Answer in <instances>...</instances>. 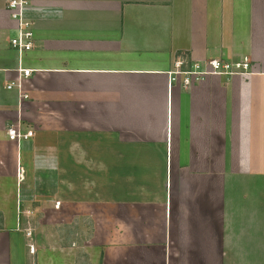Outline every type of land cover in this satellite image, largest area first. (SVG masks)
<instances>
[{"label": "crops", "instance_id": "obj_1", "mask_svg": "<svg viewBox=\"0 0 264 264\" xmlns=\"http://www.w3.org/2000/svg\"><path fill=\"white\" fill-rule=\"evenodd\" d=\"M8 2L0 264H27L23 215L59 211L65 193L69 215L86 204L104 215L100 264H250L247 186L252 172L264 177V0H30L32 46L21 53ZM210 60L251 68L184 83L178 72ZM10 128L33 135L11 140ZM69 250V264L86 259Z\"/></svg>", "mask_w": 264, "mask_h": 264}, {"label": "rangeland", "instance_id": "obj_2", "mask_svg": "<svg viewBox=\"0 0 264 264\" xmlns=\"http://www.w3.org/2000/svg\"><path fill=\"white\" fill-rule=\"evenodd\" d=\"M62 166L64 167L63 179L65 182L63 185L65 186L67 171L66 165ZM99 166L92 164L90 168L86 169L89 172H95L98 171ZM252 171H257V167ZM261 177L264 178L256 172H252L247 186L251 240L250 264H264V180H261ZM235 184L238 185L237 179H235ZM64 197L61 209L57 212L52 211V207L49 206L44 210L38 206L30 213L23 215V231L26 235L28 232L30 233L28 241L35 247V250L33 248L34 252H31L32 254L27 257V264H69L70 248H74L80 256L86 254L85 260L78 258L80 264L101 263V248L105 241L101 234L104 229H101L98 224L100 219H104L103 213L99 214L100 211L97 210V207L86 204L85 208L76 207L75 212L69 215L71 211L68 210L66 193ZM112 213L109 212L107 217L110 218L108 215ZM90 252H93L91 253L92 257L88 254ZM14 264H19V261L15 259Z\"/></svg>", "mask_w": 264, "mask_h": 264}, {"label": "built area", "instance_id": "obj_3", "mask_svg": "<svg viewBox=\"0 0 264 264\" xmlns=\"http://www.w3.org/2000/svg\"><path fill=\"white\" fill-rule=\"evenodd\" d=\"M30 0H9L8 9L11 18L17 23V32L14 37L10 39V44L13 49L18 53L22 51L29 50L32 46V37L33 32L31 29V24L24 17V10ZM251 68L250 63L248 62H221L219 60H210L206 65L201 66L195 64L193 69L178 72L179 74L184 75V83H190L192 77L203 76L205 74H220V75H233V74H246ZM21 70V69H20ZM21 72L23 75L29 76L32 71L30 69H22ZM14 83L8 86L10 88ZM9 138L15 141L25 140L33 135L32 131H27L22 133L15 128H10L8 130ZM20 171V178H21ZM27 236H30V233H27ZM30 251H33V246L29 245Z\"/></svg>", "mask_w": 264, "mask_h": 264}]
</instances>
